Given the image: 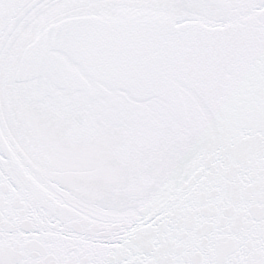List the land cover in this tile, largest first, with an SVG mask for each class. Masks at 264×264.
Instances as JSON below:
<instances>
[{
	"label": "snow or ice",
	"instance_id": "6c2138e0",
	"mask_svg": "<svg viewBox=\"0 0 264 264\" xmlns=\"http://www.w3.org/2000/svg\"><path fill=\"white\" fill-rule=\"evenodd\" d=\"M0 264H264V0H0Z\"/></svg>",
	"mask_w": 264,
	"mask_h": 264
}]
</instances>
